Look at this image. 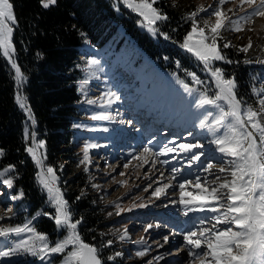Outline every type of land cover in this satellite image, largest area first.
I'll use <instances>...</instances> for the list:
<instances>
[{
    "label": "rangeland",
    "instance_id": "obj_1",
    "mask_svg": "<svg viewBox=\"0 0 264 264\" xmlns=\"http://www.w3.org/2000/svg\"><path fill=\"white\" fill-rule=\"evenodd\" d=\"M162 1L180 11L183 16L181 23L187 24V32L190 31L191 22H186L185 18L190 13L197 11L200 7L207 10L197 15L199 26L203 27L205 21L208 24L215 22V17L208 16V12L221 7L218 0H159L154 7H159L164 13ZM256 2L258 4L259 0ZM111 3L117 13L122 14L121 8H123L132 15L137 29L154 42L163 37L159 34L154 37L146 29L141 28L137 23L140 18L118 0H111ZM222 9L231 20H238L245 12L252 11L246 4L241 6L240 0H226ZM229 9L232 11L229 12ZM158 25L160 31L169 34L171 40L182 43L186 34H182L180 38L173 35L175 28H171L169 20L158 22ZM239 25L242 31L222 30V39L218 41V44L222 45L230 41L232 46L223 49V52L229 50L235 53L234 55H240L238 58L242 60L241 65L248 72H252L250 73V90L245 93L252 96L246 99L245 103H251L258 109V97L253 94L252 88H264V65L255 62L264 58V17L255 16L250 21L239 20ZM249 40L253 47L247 53L241 52L239 49L247 46ZM180 50L185 56L184 59H188L186 60L188 66L177 71H169L156 64L157 62L128 36L120 25L112 39L103 47H86L83 60L79 65L81 76L77 82V93L80 96L81 112L80 120L75 125L77 130L75 137L78 143L76 153L79 162L73 167L75 170L81 169L86 174V187L89 191H100L105 195V202L109 203L108 206L115 212L111 222L115 221L118 224L110 234H107V240L104 239L99 244L101 252L110 248L111 245L117 246L110 255L114 257L110 261L114 264L119 263L121 258L124 264H149V262L151 264H191V258L187 256L189 246L184 243V234L192 230L198 231L201 227L210 228L215 221L209 218L216 214L189 212L188 216H185L179 204L178 185L184 180L195 181L197 176L202 181L207 179L210 186H216L213 182L215 175H226L228 179H231L228 174H220L218 166L211 170L213 176L203 171L204 165L208 162L218 165L219 153H216L215 146L209 143L211 135L195 127L202 118L201 113L204 109L198 110L194 104L190 103L192 98L186 96L183 89L176 83V78L188 83L190 87H198L192 84L190 77L185 75V69L197 73L201 79L210 80L211 77L205 75L201 70L202 65L195 61L190 53H185L181 48ZM244 55L250 58H243ZM90 59L98 61V64L89 68L87 61ZM246 60L250 62L245 63ZM216 63L225 69V75L235 70L229 64ZM85 81L87 83L81 91L80 85ZM109 93L116 95L110 96ZM88 100L93 103L89 104ZM109 101H112L110 106ZM93 115H108L114 119L93 120L91 119ZM208 119L212 120L211 117ZM189 132L192 135H188ZM170 141H175V144L169 143ZM179 143H202L204 146L201 149H193V152L197 154L203 153L200 160L193 161L189 166L191 153L180 152L178 148L176 152L166 156L155 155L165 144L176 147ZM87 145L98 146L89 147L88 160L84 161L83 149ZM145 147L150 149L148 153L144 152ZM37 152L42 158L41 148L37 149ZM3 169L0 168V171ZM5 175L12 179V171ZM57 176L59 177L58 187L63 191L67 187L64 180L66 174L64 177L60 174ZM173 176H176L175 180L172 179ZM166 184H172L174 187L166 189V194L159 199L152 195L155 189ZM185 190L192 192L193 195L199 191L193 185H186ZM21 192L19 187L18 189L8 188L0 179V217H3L0 219V226L23 225L25 221L31 220L36 215L29 217V207L23 192L19 200L11 199L13 195H19ZM185 199L190 197L186 196ZM46 200L47 198L45 202ZM45 206L46 212H51L50 209L53 207L46 203ZM201 219L205 220L203 225L200 224ZM149 224L153 227L146 232L145 228ZM217 227L222 229L227 226L218 225ZM30 235L25 233L17 237L12 234L7 239L0 237V251H6L8 247L20 239H28ZM63 235L58 234L52 241H48L49 244L54 245L57 239L63 238ZM121 235L125 236L123 240L120 239ZM165 236L169 238L168 243L164 242ZM108 241H112V244L108 245ZM122 241L127 242L121 244ZM126 247H131L132 258L129 256L130 251L125 254L120 251ZM70 248L71 246L66 251ZM137 250H146V254L138 257L135 254ZM116 252L122 253V256H115ZM63 256V253L52 254L47 257V261L54 264L59 259L58 264H62ZM0 264H42V262L35 257L20 255L0 258Z\"/></svg>",
    "mask_w": 264,
    "mask_h": 264
},
{
    "label": "snow or ice",
    "instance_id": "obj_2",
    "mask_svg": "<svg viewBox=\"0 0 264 264\" xmlns=\"http://www.w3.org/2000/svg\"><path fill=\"white\" fill-rule=\"evenodd\" d=\"M57 2L58 0H39V5L42 9L48 10ZM118 2L140 18L137 23L141 28L146 29L154 37L159 34L165 40L170 39L166 33L160 31L158 25V22L169 19L162 9L154 7L159 3V0H118ZM225 2L226 0H218L221 7L208 12V16L215 17L213 24H208L205 21L203 27L199 26L197 15L200 12H207L204 7L190 13L185 18L186 22H191L190 31L186 33L182 43L179 44L185 53H190L195 61L202 65L201 70L205 75L211 77L210 80L201 79L197 73L185 69V75L190 77L192 84L198 87H190L188 83L176 78V83L183 89L186 96L192 98L190 103L194 104L198 110L204 109L201 113L202 118L199 119L195 127L205 130L211 135L209 143L214 145L215 152L219 153L218 165L208 162L204 165L203 171L209 176H213L211 170L218 166L220 174H228L231 177L228 179L226 175H215L213 182L216 186H210L207 179L202 181L199 176L195 181L184 180L179 183V204L185 216H188L189 212L216 214L209 218L215 221L210 228L201 227L198 231H188L184 234L183 239L184 243L189 246L187 256L191 258V264H197V262L199 264H264V88H252L253 94L258 97V109L255 105L246 104L238 96L236 91L238 85L235 78L226 76L225 69L216 63L231 64L234 62L223 52V49L232 46L230 41H226L222 45L218 44V41L222 39V30L242 31L239 20L250 21L255 16L264 17V0H259L258 4L256 0H240L241 6L246 4L252 11L245 12L238 20H231L223 11L222 5ZM254 5L255 7H253ZM231 11L229 9V12ZM17 24L14 5L10 0H0V59H5L14 71L13 80L17 90L15 103L23 111L27 120H31L34 125L35 118L23 91L27 83V76L16 62L13 33ZM252 47V42L249 40V44L239 50L247 53ZM36 55L38 58H42L41 53L38 52ZM244 62L249 63L250 61ZM255 62L264 65V58ZM96 64H98L96 60L87 61L89 68ZM180 67V63L177 62V68ZM86 83L87 81L80 85L81 91L84 90ZM109 95L115 96L116 94L109 93ZM116 98L118 99V97ZM87 102L93 103L91 100ZM111 102L109 101V106ZM208 117H211L212 120L210 121ZM91 119L111 120L114 118L108 115H93ZM120 123H124V121H120ZM129 123L131 122L129 121ZM188 135H192V133L189 132ZM24 139L32 140L33 146L26 147L25 150L31 156L35 166L40 169L36 174V180L41 191L47 193L45 203L52 206L54 212L38 210L36 215L31 220L25 221L23 225L0 226V237L5 239L12 234L17 237H21L25 233L31 234L28 239H20L6 251H0V258L25 255L38 258L42 264H50L47 257L63 253L62 264H102L100 250L84 242L77 231L78 225L82 223V218L72 222V213L69 210L68 202L58 187L59 177L53 167L44 164L43 158L37 152L36 133L30 131L27 124L24 128ZM169 143L175 144V141ZM97 146L87 145L84 147V161L88 160L89 147ZM203 146L202 143H179L176 147H169L168 144H165L155 155L166 156L176 152L178 148L180 152L191 153L189 157V166H191L193 161H199L203 155V153L193 152V149H201ZM38 147L43 148L44 141H39ZM149 151L148 147L144 148L145 153ZM4 155V150L0 148V157ZM13 168V165H8L0 171V179L8 188L13 187V179L7 178L5 174L12 171ZM172 179L175 180L176 176H173ZM186 185H193L199 191L193 195L192 192L185 190ZM169 187H174V185H163L155 189L152 195L159 199L166 194V189ZM22 195L21 192L19 195H13L11 199L19 200ZM186 196L190 199L186 200ZM80 198L77 197V200ZM222 201L225 202L222 203ZM140 206L144 207V205ZM40 216H48L54 221L55 231L64 234L63 238L57 239L54 245H50L49 238L45 234L38 233L32 225V221ZM204 223L205 220L201 219L200 224ZM218 225L227 227L221 229L217 227ZM152 227L151 224L147 225L145 231L147 232ZM124 238V235L120 236L121 240ZM168 241V236H165L164 242L168 243ZM107 244L111 245L112 241H108ZM69 246H71L70 250L66 251ZM135 254L138 257H143L146 250H137ZM115 256H122V253L116 252ZM113 259V256L108 257L109 261Z\"/></svg>",
    "mask_w": 264,
    "mask_h": 264
},
{
    "label": "trees",
    "instance_id": "obj_3",
    "mask_svg": "<svg viewBox=\"0 0 264 264\" xmlns=\"http://www.w3.org/2000/svg\"><path fill=\"white\" fill-rule=\"evenodd\" d=\"M10 2L14 5L18 21L13 33L16 62L27 76L23 91L35 124L27 120L15 103L17 90L13 80L14 71L5 59H0V148L5 152V155L0 157V168L14 166L13 188L19 187L25 194L29 217L35 215L38 210L46 212L47 193L41 191L36 180L40 169L35 166L25 150L26 147L33 146L31 139H24V128L27 124L30 131L36 133L38 150V142L44 141V147L41 148L44 164L53 167L56 175L64 177L66 174L64 180L67 187L61 193L68 202L72 222L82 218V223L77 228L82 240L99 249L101 241L107 240V234L118 224L111 222L115 212L108 206L109 203L105 202V195L100 191H89L86 187V174L73 167L79 162L75 137V125L80 120L81 112L77 82L81 76L79 65L86 47H103L121 25L125 33L161 67L177 71L188 66V59H184L185 56L180 50L181 41L177 43L162 37L154 42L137 29L132 15L123 8L122 14L117 13L111 0H58L57 4L48 10L40 7L39 0ZM161 6H164L171 28H175L173 35L180 38L182 34H186L188 27L187 24L181 23L183 16L180 11L163 1ZM38 52L42 54V58L37 57ZM224 53L234 61L229 65L235 68L233 73L226 75L234 76L238 85V96L245 102L252 96L245 95L250 90L252 72H248L241 65L242 60L238 58L240 55H234L235 53L229 50ZM243 58L250 57L244 55ZM177 62L180 63V68H177ZM83 188L86 189L83 191ZM77 197L81 198L77 200ZM50 210L54 212L53 208ZM32 225L38 233L45 234L49 238L48 241H52L58 234H63L55 231L54 221L48 216L38 217L32 221ZM124 242L127 241H122L121 244ZM114 248L117 246L111 245L105 251L99 252L102 264H114L108 260ZM130 248H122L120 251L125 254ZM131 252L129 256L132 255ZM58 260L54 264H58ZM117 264H124L123 258Z\"/></svg>",
    "mask_w": 264,
    "mask_h": 264
},
{
    "label": "bare ground",
    "instance_id": "obj_4",
    "mask_svg": "<svg viewBox=\"0 0 264 264\" xmlns=\"http://www.w3.org/2000/svg\"><path fill=\"white\" fill-rule=\"evenodd\" d=\"M135 144V143H134Z\"/></svg>",
    "mask_w": 264,
    "mask_h": 264
}]
</instances>
